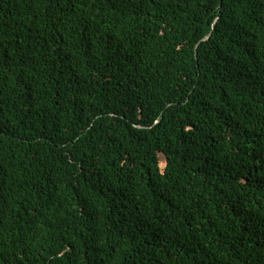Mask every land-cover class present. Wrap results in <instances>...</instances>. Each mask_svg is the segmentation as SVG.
<instances>
[{
  "label": "trees",
  "instance_id": "1",
  "mask_svg": "<svg viewBox=\"0 0 264 264\" xmlns=\"http://www.w3.org/2000/svg\"><path fill=\"white\" fill-rule=\"evenodd\" d=\"M0 264H264V0H0Z\"/></svg>",
  "mask_w": 264,
  "mask_h": 264
},
{
  "label": "bare ground",
  "instance_id": "2",
  "mask_svg": "<svg viewBox=\"0 0 264 264\" xmlns=\"http://www.w3.org/2000/svg\"><path fill=\"white\" fill-rule=\"evenodd\" d=\"M200 6V5H199Z\"/></svg>",
  "mask_w": 264,
  "mask_h": 264
}]
</instances>
